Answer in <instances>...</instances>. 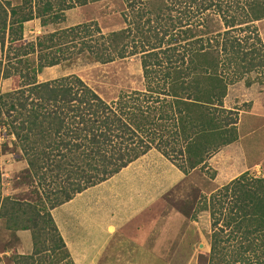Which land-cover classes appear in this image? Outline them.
<instances>
[{"label":"trees","instance_id":"trees-1","mask_svg":"<svg viewBox=\"0 0 264 264\" xmlns=\"http://www.w3.org/2000/svg\"><path fill=\"white\" fill-rule=\"evenodd\" d=\"M96 1L0 0V81L16 78L0 91V155L24 162L20 183L34 197L1 196L0 228L14 237L29 231L23 264H72L50 210L149 149L184 175L205 167L237 138V110L222 102L227 86L244 78L264 87L254 24L264 19V0H120L117 30L87 21L24 39L23 22L54 25L64 10ZM77 55L101 64L138 55L141 89L107 100L75 74L36 80ZM201 211L210 221L206 264H264V176L245 170L198 193L190 219ZM46 251L54 260L35 263Z\"/></svg>","mask_w":264,"mask_h":264},{"label":"rangeland","instance_id":"rangeland-1","mask_svg":"<svg viewBox=\"0 0 264 264\" xmlns=\"http://www.w3.org/2000/svg\"><path fill=\"white\" fill-rule=\"evenodd\" d=\"M11 1L15 4L19 2V0ZM122 7L123 4L120 0H99L83 6L76 5L64 10L63 18L54 25L48 23L42 27L36 18L35 26L32 24L25 26L23 37L29 40L42 32L51 31L53 28L68 27L87 21H95L103 33L117 30L122 27L119 15ZM254 24L264 45V19L258 20ZM30 30L34 31L29 32ZM67 74L77 75L107 100L115 98L120 91L141 89L142 87L138 55L115 59L103 64L86 56L77 55L68 61L43 68L36 75V80L44 81ZM250 76L252 77V75ZM244 81V78H241L228 85L222 100L225 108L237 110L236 140L209 156L205 160V167L198 168L197 166L191 170L180 183L162 196L158 207L151 213L152 218L160 220L172 217L180 219V223L173 227L175 237L180 238V251H175L174 257L170 258L172 264H206L205 257L208 248L205 250V246L208 247L210 232L208 213L201 211L195 214L194 219H190L193 200L198 193L208 196V193L215 187L245 170L251 175L264 176V87L256 82L246 85ZM15 83V77L1 80L0 91L13 88ZM150 150L156 151L154 148ZM18 163L9 154L0 155V194L3 189H13L14 193L9 196L33 200L34 197L28 192L29 189H26L24 183H20L25 180L19 173L23 168L20 169ZM212 171L215 172L214 177L209 179ZM17 231L13 232L14 237L0 228V264H14V258L15 264H23L20 255L31 253V250L27 254L24 253L26 251L21 245V239L16 236ZM20 233L23 231L20 230ZM176 238L175 244H177ZM54 254L55 251H46V254H38L33 259L35 263L42 258L46 261H53ZM53 264L70 263L65 257Z\"/></svg>","mask_w":264,"mask_h":264},{"label":"crops","instance_id":"crops-1","mask_svg":"<svg viewBox=\"0 0 264 264\" xmlns=\"http://www.w3.org/2000/svg\"><path fill=\"white\" fill-rule=\"evenodd\" d=\"M27 24L35 26L36 18L23 22L22 31ZM18 162L22 169L24 163ZM184 177L170 161L148 150L118 172L52 208V220L71 263L172 264L170 258L180 251V238L173 230L180 219L160 220L152 218L151 213L162 196ZM13 193V189H3L0 197ZM21 231L16 236L27 254L32 250L30 233Z\"/></svg>","mask_w":264,"mask_h":264}]
</instances>
